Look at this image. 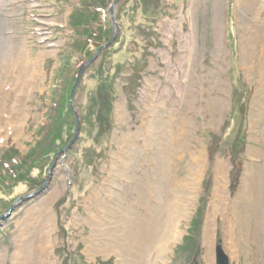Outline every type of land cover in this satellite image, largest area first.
Returning a JSON list of instances; mask_svg holds the SVG:
<instances>
[{
	"label": "rangeland",
	"instance_id": "obj_1",
	"mask_svg": "<svg viewBox=\"0 0 264 264\" xmlns=\"http://www.w3.org/2000/svg\"><path fill=\"white\" fill-rule=\"evenodd\" d=\"M114 2L0 0V92L9 89L1 86L2 75L23 58L37 64L40 74L37 88L24 100L29 117L23 136L3 141L0 155L11 150L24 156L36 146L58 64H69L74 74L56 143L64 148L40 158L23 180L0 191V264L21 257L16 253L28 234L34 239V231L44 228V211L54 220L50 258L55 264H116L114 255L88 256L93 215L101 216L97 207L101 201L114 205L107 197L110 193L125 194L132 203L136 181L119 175L124 166L130 175L140 176L142 169L144 176L157 178L153 174L158 172L161 145L157 127L164 123L172 129L174 149L164 200L180 199L181 184L192 178L190 164L194 158L202 163L207 152L167 264H205L203 233L214 168L222 161L229 164L231 198L214 222V260L220 246L229 264H264V116L255 129L250 124L253 94L264 78V9L260 19L252 21L240 5L243 0H118L115 6ZM97 8L100 18L107 20L110 38L86 59L80 51L82 23L86 18L91 29L89 18ZM70 53L75 59L67 61ZM246 55L251 56L253 75L245 74ZM3 109L0 105V116ZM248 177L259 179L250 199L258 213L254 217V211L251 215L242 210L244 218L252 219L249 227L236 233L240 235L232 256L225 220L232 219L234 203L247 209V199L240 198L249 186ZM190 232L194 246L181 250ZM42 233L34 241L37 245ZM21 253L27 255L28 250Z\"/></svg>",
	"mask_w": 264,
	"mask_h": 264
},
{
	"label": "bare ground",
	"instance_id": "obj_2",
	"mask_svg": "<svg viewBox=\"0 0 264 264\" xmlns=\"http://www.w3.org/2000/svg\"><path fill=\"white\" fill-rule=\"evenodd\" d=\"M240 5H242L245 13H250L252 21L260 19L264 9L263 0H243ZM246 30L249 31V27ZM246 59L243 62L245 74L253 75L251 74L253 69L251 56L248 55ZM27 60L26 58L21 59L7 73L8 75H2L3 80L1 86L9 89L0 92L2 99L0 105L4 108L2 110V116H0V144L10 138L18 139L22 137V126L27 124L29 110L24 105V100L29 98L30 92L37 88V84L35 83L40 78L37 64H32ZM258 84L259 86L253 94L250 115L252 129H255L260 124L264 116V78ZM14 103L17 104L15 109L12 105ZM157 130L160 131L161 145H159L160 151H158V157L156 158V169H158V172L153 174L158 179L152 178V175L148 174L144 176L146 171L143 172L142 169L140 170V176L130 175V169L126 166L120 170L119 175H122L123 179L136 181L132 186V188L136 186L132 190L135 197L130 204L129 200H127V195L115 193L112 196V193H110L107 197L113 198H111L114 202L112 206L100 200L102 205H98L97 207L102 214L99 217L93 215L91 222L92 236L89 239L90 242L87 249L88 256L101 254L106 257L114 255L117 259L116 264H167L168 259L166 256L171 252L173 245L180 239L179 224L183 219H186L188 208L192 205L191 200L195 197L194 187L196 185V177L200 175V170L203 169L204 162L207 161L205 157L207 152L201 156V158H205L202 163L199 164V159L194 158L190 164L192 178L187 179L185 183L181 184V189L178 192L180 199L172 202L166 197V200H164L162 193L167 179L166 172L169 170V156L174 150L172 143L173 136L172 129L168 124L166 125L164 123L159 125ZM144 139L146 140V138ZM166 140H169L170 143L169 141L167 143ZM257 151L260 152L259 150ZM228 168L229 164L226 161L217 162L214 168V176L216 179L214 180V190L210 201L211 209L207 215L203 233L206 245V252L204 254L205 264H215L216 262V258L214 260L213 244L211 243L214 234V222L225 211V204L231 198L230 192L228 191L230 184L228 180ZM254 170L257 171L256 167H254ZM247 181L249 186H245L243 189L244 193H242L240 198V200L242 197L247 199V209L234 203L231 212L232 219L227 220V218L225 220L224 226H226V233L228 235L227 241L231 242L232 240L229 246L232 256L235 254L237 244V242L234 243V240L240 235L236 233L239 231L243 232V227H249L252 219V211H254V217H257L258 213V207L253 205L250 199L253 196L252 191L257 192L258 190L253 184L257 187L259 179L254 177L249 180L248 177ZM242 210L248 211L251 215L244 218ZM44 212L46 214L41 219L44 228H39L34 231L37 232L34 239H31L28 234V241L20 246L16 253L21 257L16 259L12 264H55L50 258L53 252L50 234L53 233L54 220H52L53 217L50 214L46 211ZM41 233L42 239L38 241V246L34 241ZM22 249L28 250L27 255L21 253Z\"/></svg>",
	"mask_w": 264,
	"mask_h": 264
},
{
	"label": "trees",
	"instance_id": "obj_3",
	"mask_svg": "<svg viewBox=\"0 0 264 264\" xmlns=\"http://www.w3.org/2000/svg\"><path fill=\"white\" fill-rule=\"evenodd\" d=\"M97 9H95L93 15H91L92 17L89 18L90 23L93 24L91 25V29L87 27L89 20L85 18V22L83 21L82 23L84 27L82 30L84 37L83 47L80 51H82V55L85 56L86 59H90L92 53L95 52V49L99 48L105 40L108 41V38H110V30L107 25V20L104 17H102L103 19L100 18L101 16L99 15V12L101 11L99 9V11H97ZM93 26L95 27L94 29ZM69 56L70 57L67 61L71 60L73 57L75 59V55L73 56L72 53H70ZM69 68V64H62L61 62L58 64V67L54 72L55 76L51 83L52 93L50 94V106L46 111V115H44L46 116V122L38 129L40 136H37L38 141L36 146L24 156L11 150H6L0 155V191L8 188L12 182L18 180L20 182L21 179L23 180L29 174L30 168H32L35 162L40 158L49 155H56L64 148V146L58 148L56 143L60 140L59 135L63 131V125L61 124H63L62 120L66 117L68 92L72 85V75H74L73 69ZM97 95L100 96L101 94L97 91L96 96ZM101 98L102 96H100V99ZM1 200L2 197H0V201ZM1 208L2 207L0 206V209ZM195 226L196 228L198 227L197 224ZM194 243L195 240L190 232L188 236L184 238V246L181 250H185L189 245H193Z\"/></svg>",
	"mask_w": 264,
	"mask_h": 264
},
{
	"label": "water",
	"instance_id": "obj_4",
	"mask_svg": "<svg viewBox=\"0 0 264 264\" xmlns=\"http://www.w3.org/2000/svg\"><path fill=\"white\" fill-rule=\"evenodd\" d=\"M117 2H118V0H115L114 6L117 4ZM110 43H112V40L108 43V45ZM81 71H83V69H81ZM81 71H79L80 72L79 75H81V73H82ZM77 124H78V119H77ZM215 253H216V262H215V264H229V259H228V257L225 254H223L224 252L222 251V248L220 246L216 247Z\"/></svg>",
	"mask_w": 264,
	"mask_h": 264
}]
</instances>
